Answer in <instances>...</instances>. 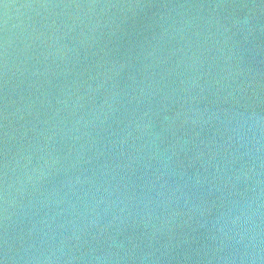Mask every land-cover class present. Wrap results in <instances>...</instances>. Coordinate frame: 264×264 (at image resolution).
<instances>
[{"label":"water","instance_id":"95a60500","mask_svg":"<svg viewBox=\"0 0 264 264\" xmlns=\"http://www.w3.org/2000/svg\"><path fill=\"white\" fill-rule=\"evenodd\" d=\"M0 264H264V0H0Z\"/></svg>","mask_w":264,"mask_h":264}]
</instances>
